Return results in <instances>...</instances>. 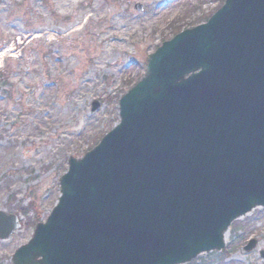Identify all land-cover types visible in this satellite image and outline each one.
<instances>
[{
	"label": "water",
	"instance_id": "water-1",
	"mask_svg": "<svg viewBox=\"0 0 264 264\" xmlns=\"http://www.w3.org/2000/svg\"><path fill=\"white\" fill-rule=\"evenodd\" d=\"M119 114L69 160L14 264H187L225 250L232 223L264 208V0H226L165 42ZM20 228L0 212V241Z\"/></svg>",
	"mask_w": 264,
	"mask_h": 264
},
{
	"label": "rangeland",
	"instance_id": "rangeland-1",
	"mask_svg": "<svg viewBox=\"0 0 264 264\" xmlns=\"http://www.w3.org/2000/svg\"><path fill=\"white\" fill-rule=\"evenodd\" d=\"M224 1L0 0V211L22 224L0 242V264H13L46 222L69 159L119 124V101L145 76L149 55ZM251 240L256 248L244 251ZM263 251L259 208L231 225L225 252L188 264H264Z\"/></svg>",
	"mask_w": 264,
	"mask_h": 264
},
{
	"label": "trees",
	"instance_id": "trees-1",
	"mask_svg": "<svg viewBox=\"0 0 264 264\" xmlns=\"http://www.w3.org/2000/svg\"><path fill=\"white\" fill-rule=\"evenodd\" d=\"M222 4H223V3H222ZM180 32H181V31H179V30H178V31H176V33H175V34H178V33H180Z\"/></svg>",
	"mask_w": 264,
	"mask_h": 264
}]
</instances>
